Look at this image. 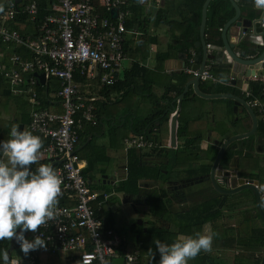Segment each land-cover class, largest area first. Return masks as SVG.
Segmentation results:
<instances>
[{
	"label": "built area",
	"instance_id": "1",
	"mask_svg": "<svg viewBox=\"0 0 264 264\" xmlns=\"http://www.w3.org/2000/svg\"><path fill=\"white\" fill-rule=\"evenodd\" d=\"M132 1L51 0L47 7L49 13L37 20V0H23L21 5L9 3L0 14V41L10 48L21 47L32 55L31 59H25L13 52L6 66L0 53V77L13 96L25 98L30 107L25 131L41 138L40 155L52 164L61 179L54 218L39 226L29 238L40 235L46 241L45 248L30 251L17 264H39L41 254L69 256L75 264H141L139 246L106 226L104 212L108 195L90 188L89 179L82 172L84 163L77 154L83 127L98 124L95 103L103 99L100 91L121 79L124 62L136 63L127 54L129 41L140 35L127 26L132 17ZM22 16L21 26L32 27L23 35L10 26ZM256 39L262 46L261 37L256 35ZM206 48L211 55L212 45L206 44ZM190 54L194 56L193 51ZM194 58L187 59L189 66L183 68L184 74L198 78L199 83H221L210 71L212 62L206 63L201 72L193 70ZM226 61H230L227 55ZM40 74H44V84L35 77ZM76 74L89 83L86 93L74 78ZM251 77L264 80V74L258 77L255 73ZM50 79L58 81V89L52 96L61 109L59 113L42 107L35 89ZM242 93L264 123V87L260 97H253L249 89H242ZM122 144L125 154L129 150L156 146L154 140L143 134L128 135ZM122 171L127 176L126 164ZM255 187L264 199V181ZM61 200L66 204H60Z\"/></svg>",
	"mask_w": 264,
	"mask_h": 264
},
{
	"label": "crops",
	"instance_id": "2",
	"mask_svg": "<svg viewBox=\"0 0 264 264\" xmlns=\"http://www.w3.org/2000/svg\"><path fill=\"white\" fill-rule=\"evenodd\" d=\"M223 1L225 2V0H223ZM227 1L229 2V0H227ZM11 2H14L17 5H21L23 3V0L0 1V14L7 7V5ZM234 2L240 8V17L242 19V23H244V25H247L248 21H250V20L256 21L255 22V30H256L257 34L261 33V31L264 27V20L261 19L262 17H264V9L256 8L254 6V0H234ZM194 4H195V0H193V1L192 0H142V1L133 0L130 3V10L132 9V7H135V8L139 7L140 12H135L137 15V21L135 22L134 27H130V28H133L134 30H136L138 33H140V35L137 37H133V39H131L129 41L128 52H127L129 58L134 59L136 62H140L141 66L145 67V69L148 72H150L149 74H147L148 75L147 79H148V82L150 81L149 84L151 85L150 86V89L152 90L151 92H154V95L156 97H160L164 93V90H165L164 87L167 85L168 80H171L172 83H176V81H177L176 79H179L182 76H184L186 78V81L182 85L183 89L180 93V94H182V93H184V94H183V97L181 100L179 116H178L177 122H176L177 123L176 136L178 135V127H179V123H180L179 119H181L180 116L183 114V112H184V115L186 114L185 116L188 117L187 120H184V121H188L187 129L189 128L190 120L198 121V124L200 121H205L206 124L202 125V126L205 125L203 130L201 128H198L199 131L197 133H193V132H191V130H187V133L190 136L193 134L202 135L201 138L199 139V141L195 144L186 145L185 139L176 137V139H177L176 140V146L173 150L174 151L178 150L179 154L180 153L187 154V157H183L184 159L186 158L187 160L185 159V161L182 162L181 160H183V158L179 159L178 157H174L169 161V163H171L172 166H174L173 164H175V162L178 166L181 165L182 166L181 167V169H182L181 173H183V174L187 173L190 176L194 175L196 172H195V168H190L191 165L189 163H190V161H193V159L197 160L199 158V155H200L199 153H201V152H199V150H202L205 153V156L202 159V163L205 165V167H207V168H205V167L204 168L208 169L211 165V162H214L215 157L218 153V149L215 146L216 142L219 141L217 144H220V141L223 142L233 135L245 133V131L248 128H251V126H252L251 122H249L248 125H246L245 123L240 124L237 120L240 121L241 119H243L244 117H242V115L244 113H242L239 108H237L235 111H233L232 110L234 107L233 101L229 102L228 99L221 98L223 103L227 107V108H225L226 113L222 114L223 117L219 116V117H221L220 122L224 125L226 124V128L221 127L222 124L216 123L215 115L211 114L213 112V109H214V106H213L214 99H204L202 97L197 96L193 92L191 85H189L187 87V90L185 91V87H186L187 83L192 78L188 75L185 76V74L182 72L183 68H185L187 66V54H186L185 50H183V51L180 50L178 48V46H176V45H178V38H179V35L181 32V29L184 28L185 22L190 18L193 19L191 17L192 14L189 10L192 7H194ZM229 4H230L233 12H232V15L228 18V20H226L225 24L228 21H230L235 14L234 8L232 7L230 2H229ZM202 6H203V4H202ZM208 6H209V4H208ZM208 6H207V8H208ZM153 8L155 9L154 12H152ZM144 11H148V14L144 15ZM230 11H231L230 8L225 9V13H227V14H229ZM132 15H133V13H132ZM163 20H166L169 24L164 22ZM200 20H201V15H200ZM192 22H193V20H192ZM17 23L21 25L20 22H17ZM216 23H217V21H216ZM224 25H223V27H224ZM199 26H200V23H199ZM223 27H221V30L218 28V33H220V35H221V31H222ZM190 34L194 36V34H195L194 30L191 29ZM197 34H198V38H199V27H198ZM227 34L230 36V40H231L230 42L236 44L237 43L238 28L235 27L234 24H231L228 27ZM244 36L247 40L252 41L253 45L251 43H249V44L243 43V42L237 43L234 50L242 58H245L246 56L253 54V53H250V54L246 53V56H242L241 53L243 51H245L248 47L256 46L255 43L257 41L256 36H252V32H251L250 28L245 30ZM257 36H259V35H257ZM143 38H146V39H143ZM149 38H150V41L148 40ZM143 40L145 43L143 42V44L140 45V42H142ZM261 40H262V38H261ZM211 45H213V44H211ZM262 45H263V40H262ZM213 46L214 47H221L222 41L219 45L214 44ZM257 46L260 49L262 47L259 44ZM6 48H7L6 50H8V52L9 51L11 52L12 48H10L8 46ZM191 51L192 50L190 48L188 50V53ZM0 53H2L4 55L3 62L6 66H8V62H7V60H5V58H6L5 54L3 52H0ZM162 53H164V56H165L164 61H161ZM10 54L11 53H9V55ZM211 55H215V60L208 61L207 63L212 62L211 65H215L216 67H219V68H217V72L219 73L217 75L220 76L219 80L221 81V83L214 84V85H211L209 83H205L206 86H208V87L211 86L210 90L212 91L210 93H205V94H223V93H225V94L235 95V96L242 98V96H243L242 89H249L251 84H255L257 82L261 83V84L264 83L263 79L255 80V79H252V77H247V76H243L242 74H240L239 73L240 72L239 70L241 68L240 66L237 67L236 65H233V66L227 65V69L221 68L222 65L224 63H226L225 52L223 53V52L215 51L213 49L211 52ZM195 58L198 59V63H201L202 58H201V48L200 47H199V53L195 56ZM132 66L133 65L130 61H126L125 64L123 65V74L125 72H127L128 70H130L132 68ZM242 71H243V69H242ZM255 73L258 75V77L259 76L261 77L264 74V70L261 69L260 67L259 68L257 67L255 70ZM123 74H122V77L120 80H122ZM159 75H162L164 77V79H159ZM229 78H233V80H231V83H235L236 84L235 87H232V86L228 87L227 83H228ZM226 81H227V83H226ZM57 84H58V81L56 79H50L45 83L46 87H49V89H50V93L49 94L46 93L45 97H44L45 99L46 98L48 99V103H49L47 110L53 111L55 109V107H57V106H55L56 101L53 100V96H52L55 93V91L58 89ZM201 85H203V84L199 83L198 87L199 86L200 87H206V86H201ZM142 86H140L141 89H142ZM136 87L137 88L133 94H139L142 96L141 92L138 91L139 84H137ZM200 87H199V90H201ZM80 89L82 92L86 93L90 89L89 83L86 81H83V80L80 81ZM214 90H216V91H214ZM187 93H188V95H186ZM202 93H204V92H202ZM194 95H196V96H194ZM115 96H116V93H110L107 96L103 94V99L100 101H97L96 103H99V105H100L101 103L103 104V102H106L104 104L106 106V104L112 103L116 100ZM178 96H177V98H178ZM144 97L146 100L148 99L147 95H144ZM177 98H176V100H177ZM215 99H219V98H215ZM204 100H206V104H204V102H203ZM147 101L149 103L147 109L151 113V112H153L152 111V103H150L149 100H147ZM223 103H222L221 107H224ZM161 105L166 107V108L168 106L165 102H162ZM96 106H97V104L95 105V107ZM176 106H177V104H176ZM96 110H97V107H96ZM104 111H105V108H104ZM204 114H206V115L203 116ZM1 115L2 116L5 115L4 118L7 117L6 118L7 121L5 122V125H6L5 127H4V125L0 124V140L6 141V140L10 139L9 133H10V130H11L13 125H16L18 127L21 126V130H25L27 128V125H28L29 119H30V107L28 106L24 97H16V96H13L11 94V96L5 100L0 99V117H1ZM235 118H237V120ZM135 121H136V117L134 115H125L124 117H120L118 120V122L120 123V127H122L124 130L130 129L132 123ZM258 121H261V120L258 119ZM181 122H182V120H181ZM106 123L108 125V122H106ZM155 127H157V124L153 128H155ZM236 127L239 131L237 133H233L232 135H229L230 129L236 128ZM257 127H258V125H257ZM157 128H158L157 132H154L150 129L146 130V128L144 129V132H147V131H148L147 133L150 132L152 139H155V141L157 143L162 144L163 148H165V146L168 148L169 126H168L167 122L160 124V127H157ZM207 130L210 133L208 138L205 137V132ZM109 131H111L113 135L110 134ZM97 132H98V135L94 136L95 140L97 138H99L100 136H104L105 133L107 132V134L105 135L109 141L107 143V145L98 144L97 142H96V144L104 147V151L106 152L109 160L112 161V163L117 164L118 177L116 178L115 176H111L110 174L107 173V171L105 169L102 170V171H104V172H102L101 169H103V166H97L94 169V174L93 175L91 174L92 176L88 177V179L90 182V188L93 191L104 190L103 192L107 193L106 188L108 187V185H110L112 187V189L115 190L117 185L123 179L124 174H123L122 169H123V166L125 164L127 165V159H128L127 155L128 154H125L123 152V144L121 145L120 148H116V146H115L116 141L115 140L118 137L115 135L114 126H111V128H110V126L108 125L107 129H105L104 124H103V125L99 126V130H97ZM255 133H257L256 135L261 137L262 143L260 144V146H264V134H263V132L256 128ZM130 134L131 133H129L128 135H130ZM128 135H126V137H128ZM158 135H159V137H158ZM91 137L92 136L88 137L84 144H86L91 139ZM193 137H194V135H193ZM81 148L82 147H78L77 148L78 151ZM173 150H171V152ZM162 151H167V153L170 154L169 153L170 150H168V149H165ZM162 151H160V152H162ZM135 152L138 154V151L135 150ZM144 152H145V154H143V155L146 156L151 151H144ZM156 153H157V151H156ZM3 156H4L3 154H0V161H2V162H3V159H2ZM82 162L84 163V166L86 168L87 167V161L82 160ZM41 164H43V160L40 162V165ZM45 164H51V163L46 161ZM40 165H37L35 162V165H34L32 171L34 172L36 170V168H38ZM144 168H146V167H144ZM260 168H261V166H259V171L256 170L253 173L254 176L255 175L258 176V179L264 178V174L262 173V171H260L261 170ZM176 173L180 174L179 172H176ZM162 175L167 176V178L165 180L161 179L162 183L164 181H166L167 179L172 178V177L169 178L171 174H169L168 170H166L165 174H162ZM104 178L112 179L113 182L103 184ZM175 179H177V178H175ZM253 179H257V178L253 177ZM164 185H165V183H163L161 186L165 187ZM202 185H203V187H200V188L204 189L206 191L207 189H205V187L207 186V184L204 183ZM150 187H152V185L148 181H146L145 179L141 180L139 183V188H141V189L144 188V189L149 190ZM199 196H204V194L203 193L193 194L191 192L190 194H186V198H184L182 200H178V202L167 203V205L170 206V208L172 209L171 211H174V212L179 211V209H177L178 206L183 207L181 209V211L175 212L177 214V217H179L180 214L187 215L188 213H191V210H192V207L194 206V204H197V202H202L203 199H201ZM123 199H125V198H123ZM109 200H108V202H109ZM125 201L126 202L123 204L129 206L127 204L128 200L125 199ZM142 203L143 204L141 207H142V209H144V211H146V212H144V215H146V214L149 215L151 207L147 204V198H145V200L142 201ZM109 206H111V205H109ZM108 211H110V209ZM128 211H130V209H128ZM169 212H170V210H169ZM130 213H131V211H130ZM170 213H172V212H170ZM166 223H167L166 227L168 228V230L174 233L175 228L173 226V223L169 222V221H166ZM205 226H207V224L203 225L201 232H203V228ZM118 231L121 233V235L125 236V232L122 229V227L119 226ZM220 251H221V248H219L218 252H220ZM203 252L208 253L211 256L214 255V252H210L209 250L203 251ZM22 255H23V257L21 259H23L25 257L24 253H22ZM218 255H221V252ZM9 257L11 259V253H10ZM53 258L54 257L48 258V256L46 254H42L40 259H39V264H43L42 262H47V264H49V263L50 264H62L61 258H57V257H55V259H53ZM190 260H192V259H189L188 261H190ZM217 260H219V259H217Z\"/></svg>",
	"mask_w": 264,
	"mask_h": 264
},
{
	"label": "trees",
	"instance_id": "3",
	"mask_svg": "<svg viewBox=\"0 0 264 264\" xmlns=\"http://www.w3.org/2000/svg\"><path fill=\"white\" fill-rule=\"evenodd\" d=\"M51 0H37V5H38V16L37 20H40L44 14H48L49 11L47 9L48 4ZM137 1H142V0H137ZM193 1V0H192ZM205 0H195L194 7H192L189 11L192 14L193 19H188L185 24L184 28L181 29L179 38H178V48L180 50H185L187 54V59L188 61L190 59H193L198 53H199V47H195V43L199 41L198 38V27L200 23V15H201V8L202 4ZM230 8L231 11L229 14L225 13V9ZM132 17L127 23L128 27H134L135 22L137 21V15L135 12H140L139 7H132ZM137 10V11H136ZM232 8L227 0L225 2L223 0H211L209 3V6L207 8V19H206V26H205V41L206 44H220L221 43V35L218 33V28L223 27L225 24L226 20L232 15ZM23 16L20 18H17L14 23H11L10 26L13 29H16L19 31L20 34H27L30 31V28L32 27H21L18 22H23L22 21ZM193 20V22H192ZM164 22L168 23L166 20H163ZM217 21V23H216ZM169 24V23H168ZM172 24V23H171ZM194 30L195 34L194 36L190 34V31ZM146 39V38H143ZM150 41V38L148 39ZM153 41V40H152ZM144 40L140 42V45L143 44ZM145 43V42H144ZM8 45L3 44L0 41V52H3L6 56L5 60H7V57L9 56V53H17L21 56H23L25 59H31L32 55L28 54L23 48L21 47H14L12 48L11 52L6 50ZM177 48V47H176ZM191 48L192 51H194V56L188 53V50ZM7 51V52H6ZM144 56V55H143ZM165 60L164 53H162V59L161 61ZM187 61V66H189V63ZM216 62V61H215ZM132 68L125 72L123 74L122 80L117 81L112 87H108L103 89L102 95H109L110 93H116L117 96L124 98L127 97L131 94H133L136 90L137 84L142 86V90L146 91L143 94L147 95L149 102L152 103V111L149 115L142 117L135 122L132 123L130 129L124 130L123 128L120 127V123L118 120L115 118V113L110 112L109 115H107V121L108 125L114 126V130H120L121 133L115 141V146L116 148H120L122 145L123 139L131 133L130 135H137V134H143L147 138H151V133L144 132V129H150L152 130L153 127L156 124H153V122H158L160 124L167 122L169 118V112L170 110H166L168 107L170 108L169 104L175 100L173 103V107H176L177 104V96L181 93L183 89V83L186 81V78L182 76L179 79H176V83H172L171 80H168L167 85L164 87V93L160 97H156L154 95V92H151L152 90L150 89V84L147 79V74L148 72L145 67L140 66V62H136L132 64ZM227 63H224L221 68H226L227 69ZM217 68L215 65H211V72L214 74L216 78L219 80V74L217 72ZM186 76V74H185ZM75 79H77L79 82L82 81V78L79 77L78 74L74 76ZM230 79V78H229ZM228 79V87L230 86H236L235 83H231V81ZM220 81V80H219ZM146 83V84H145ZM203 85L201 86H206L205 83H201ZM58 86V84H57ZM210 86V85H209ZM200 87V86H199ZM207 87V88H206ZM200 87V91L204 93H210L212 92L210 90V87ZM264 87V83H255L251 84L249 87V90L252 93L253 97H260L259 92L261 89ZM36 92L42 100V107L46 108L48 107V99L44 98L45 94L50 93L49 87L40 86L37 85L35 87ZM216 91V90H214ZM56 92V91H55ZM142 94V93H141ZM243 94V93H242ZM188 95V93L186 94ZM259 95V96H258ZM11 96V91L9 89V86L5 83V81L0 77V99L5 100ZM196 96V95H194ZM263 98H261L262 100ZM108 100V99H107ZM108 102V101H107ZM165 102L168 106L167 108L162 106L161 103ZM106 102H103L99 105L97 104V110L95 112L97 118H98V124L94 127L85 125L81 132L79 133V143L77 147H82L79 151H77V154L81 160H86L87 161V167L83 169V175L88 178L94 174V169L97 166H101L104 163H109V158L104 151V147L99 146L96 144V140L94 136L98 135L97 130H99V126L104 124L103 121V111L104 108L106 109V106L104 105ZM117 103V99L112 102ZM55 109L49 110L51 112H61V109L57 103H55ZM101 107V108H100ZM104 107V108H103ZM125 115V114H124ZM128 115H133L131 111L128 113ZM258 130H261L264 134V123L261 121H258ZM187 126H188V121L182 120V122L179 123L178 127V137L185 139L186 145H191L197 143L198 137H193V135H189L187 133ZM160 127V126H159ZM144 132V133H143ZM91 137V139L86 143V139L88 137ZM198 140V141H197ZM243 141V140H242ZM236 142H233L232 144L234 145ZM84 144V145H83ZM230 151V150H229ZM227 152V155L229 158L231 152ZM127 176H125L121 182L117 185L115 188V192L117 194H136L139 191V183L141 180L144 179H162L165 180L167 176H163L161 171L159 169H148L144 168L138 165V160H137V153L134 150H129L127 153ZM226 155V156H227ZM46 161L43 160V164H45ZM207 168V167H205ZM104 169H101V171ZM204 171H208L207 169H204ZM104 172V171H102ZM92 174V175H91ZM252 177L258 178L257 175H253ZM164 194V192H163ZM216 192L213 191L212 194L208 195L209 198L208 200L204 201L202 200L201 205L199 204H194L192 207L191 213H188L187 215H182L180 214L178 218H181L184 220L185 226L184 228H181L177 231V233H173L169 230H167L164 227H150L146 230V232H143L141 234V238L139 240V253H140V262L141 264H158L159 260V254L155 250V244L154 241L159 239L161 242L166 243V244H171L175 241L176 238H178V234H183V235H195L196 233H201L202 227L205 224L211 225V227L214 230L215 235L213 236V239L215 241H220V248H221V254L225 252H233L237 249L239 252H246V255H239L237 257L234 256L233 262L231 264H260L261 262V257H256V254L260 253L263 251V245H264V223L262 219L260 218L257 207H256V200L255 196L253 193H251V196L253 197L252 203L255 205V210H256V218L253 219V217H244L243 218V227L244 229L236 230V228H224V231L222 234L219 232H216L217 228V223L219 226V220L223 218V214H221V211L218 206V197L216 198ZM163 195L158 196L156 198H147V204L151 207L150 209V214L156 217L158 220L160 219H165L162 217L164 213L169 211L167 208V203L163 202ZM60 204H66L63 200L59 201ZM155 204H159L161 206H155ZM234 205V204H233ZM155 206V207H154ZM262 206L264 209V199H262ZM237 207V206H236ZM235 206L233 207L232 210L236 208ZM105 219H106V226L109 227L110 229H113L117 234L121 235V233L118 231V223L114 220L113 213L111 211L106 210L105 212ZM181 216V217H180ZM256 219L260 220L262 222L261 226H258L256 223ZM168 221L167 219H165ZM251 222L250 224H248ZM247 224V225H246ZM141 229V227H138ZM180 228V227H179ZM141 232V231H140ZM32 232H25V238L29 239L32 236ZM124 236V235H122ZM9 246L8 241H0V248H3L4 250L7 251ZM151 249V252L149 251ZM153 253V255H152ZM42 255V254H41ZM39 256V259L41 257ZM48 258L55 259L61 258L62 264H75L74 259H70L69 256L65 255H50L46 254ZM219 257V255H218ZM38 259V261H39ZM217 258L214 255H209L208 253H205L203 251L199 252L196 257L192 258V260L188 261V264H218L217 263Z\"/></svg>",
	"mask_w": 264,
	"mask_h": 264
},
{
	"label": "clouds",
	"instance_id": "4",
	"mask_svg": "<svg viewBox=\"0 0 264 264\" xmlns=\"http://www.w3.org/2000/svg\"><path fill=\"white\" fill-rule=\"evenodd\" d=\"M254 6L264 9V0H254ZM9 136L6 141L0 140V154L7 157V163L0 161V241L14 240L27 255L46 246L40 235L29 240L25 232L35 233L39 226L54 218L61 179L51 164H41L34 172L30 169L40 155L39 136L18 131L16 125L12 126ZM214 235L208 226L206 234L181 235L171 244L155 240L158 264H188L199 252L210 250ZM8 261V252L0 248V264Z\"/></svg>",
	"mask_w": 264,
	"mask_h": 264
},
{
	"label": "flooded vegetation",
	"instance_id": "5",
	"mask_svg": "<svg viewBox=\"0 0 264 264\" xmlns=\"http://www.w3.org/2000/svg\"><path fill=\"white\" fill-rule=\"evenodd\" d=\"M233 87H235V86H233ZM242 99H244L246 101V103L248 104L247 99H245L244 96H242ZM239 109H240V111L242 113H244L242 115V117H244V118L241 119L240 121L237 120V118H235V119L240 124L245 123L246 125H248L249 122H251V117H250L249 113L247 111H245L242 106H240ZM166 110H170V108L168 107ZM175 110L176 109H174V111ZM174 111L170 110L169 118L167 120V124L169 126V144H168V148L166 146H165V148H163L162 144L157 143L155 141V139L150 138V139L155 141L156 146L154 148H152V149L145 150V151H151L146 156L143 155V154H145L144 150L138 151L137 160H138V165L139 166H141V167L143 166V167H146L148 169H153V170L154 169H159L161 171L160 174H165V172H163L164 170L161 169V168H158V167L160 165H164V164L167 165L172 158L177 157L179 155V151L177 150L174 153V157H173L172 156L173 154H171V150H173L175 147H171L170 146V117L172 116V113H175ZM254 113H255V111H254ZM255 115H256V113H255ZM256 117H257V115H256ZM257 120H258V118H257ZM153 124H157V127L160 126L159 121L158 122L157 121L153 122ZM157 127L153 128L152 131L157 132L158 131ZM250 129L251 128H248L245 131V133L248 132ZM256 134L257 133H253V135L243 139V141L242 140H239L238 142L235 141L236 143L234 145L230 144L225 149L226 151L223 153V156H222L219 164L216 167L215 175H214L215 182H216L217 186L220 189H222L224 191L234 189L235 188L234 185H237V179L238 178L246 179V180L253 179L252 175H254V174L249 173L250 172L249 171V167L251 165H250V162L248 161V159L253 156L254 150L256 148H258L260 146V144L262 143L261 142V137H259ZM209 135H210V133L207 130L205 132V137L208 138ZM158 137H159V135H158ZM176 137L180 138V137H178V135ZM221 142L222 141H220V144H217V146H216V148L218 150L221 147ZM165 149L170 150L169 151L170 154H168L167 151H162V150H165ZM156 151H157V153H156ZM160 151H162V152H160ZM228 151L231 152V154H232V155L229 156V158H227L228 157V155H227ZM199 152H201V153H199L200 154L199 158L197 160H195V161L197 162L196 164H198V165H200L202 167L201 172L198 173L196 168H195V172L196 173L194 175H192V176L188 175L187 173H184L183 177H182L181 174H178V173L171 174L169 178H171V177L172 178L171 179H167L166 181L163 182V183H165L164 189H160V187H162L161 185L163 184L161 179H156V178L147 179L146 178L145 180L148 181L152 185V187H150L149 190L148 189H144V188H142V189L139 188V191L136 194H125L124 195V198L128 200L127 204L129 205L128 207H129V209L131 211L130 214L132 216H134V218H133V220L131 222L129 221L128 218L126 219L124 215H122V214L119 215L117 213H114L111 210L112 206H108V203H109L108 200L110 199V197L111 196H114V197L117 196L115 190H113L110 194L102 192V194L108 195L107 201H106V204H105L106 210L110 209V211L113 213L115 221L124 230L125 237L127 238L128 235H130L132 237V241L129 240L132 245L139 246V244H140L139 240L141 238V234L143 232H146V230L148 228H150V227H153V226L162 227V226L158 225L159 223L163 222V224H164L163 227L168 230V228L165 226L167 223H166V221L164 219L158 220L156 217H154L150 213L147 216L151 217V219H150L151 222H149L148 220L143 221L140 218V217H146V215H144V212H146V211H144V209H142V207H141L142 204H143L142 201H144L145 198H147L149 196L151 198H156L158 196H162L163 195V198L166 199L168 201V203L178 202V200H182V199L186 198V192H184L185 188L189 187L192 184L197 185L198 183L205 182V184H207L205 189H207V190L205 191L204 189H200V190H202V193L204 195H209V194L211 195L213 191L216 192L217 195L215 197L216 198L218 197V206H219V209L221 211V214L225 213L227 215L228 214L232 215L235 211L236 212L239 211L238 207H236L237 204L235 203V202L238 203V201H234V199H232V200H230V199L233 198L234 195H238V194H240L242 192H245L247 194L248 197L246 198V200L247 199L250 200V202L243 203L244 205L246 204V207L243 210H246V211L247 210H251V211H249L250 214H252L251 212H255L256 213L255 205L252 203L253 197L251 196V193H253V192L250 189L246 188V189H243L240 192H237V193H234V194H230V195L220 193V192H218V191H216L214 189V187L212 186V183L210 182V178H209V173L211 171L213 162H211L210 167L207 169L208 171H204L205 165L202 163V159L204 158L205 153L202 150H199ZM194 177H196V178H194ZM175 178H177V179H175ZM195 180H196L197 183H195ZM253 180H255V179H253ZM256 180L258 182H263L264 178H262V179H258L257 178ZM111 182H113L112 179H108V178H104L103 179V184L111 183ZM157 188H159V191L162 192L161 194H158V191L155 192V190ZM163 192H164V194H163ZM121 196H122V194H121ZM234 206L236 208L234 210H232ZM167 208L171 209L170 206H168V205H167ZM182 208H183L182 206H178L177 209H179V211H181ZM171 210H170V212H172V213L179 212V211H175L174 212V211H171ZM127 212L128 211H126V213ZM231 215H228V216H231ZM249 216L251 217V215H248L247 217H249ZM253 218H256V216L253 217ZM139 219L142 220V222H143L142 225H137L136 222ZM152 222H154V223H152ZM145 224H147V225H145ZM137 227H141V229H139Z\"/></svg>",
	"mask_w": 264,
	"mask_h": 264
},
{
	"label": "rangeland",
	"instance_id": "6",
	"mask_svg": "<svg viewBox=\"0 0 264 264\" xmlns=\"http://www.w3.org/2000/svg\"><path fill=\"white\" fill-rule=\"evenodd\" d=\"M0 1H4V0H0ZM154 10L155 9L153 8L152 12H154ZM145 14L147 15L148 14V11H144V15ZM124 64H125V62L123 63V65ZM159 79H164V77L162 75H159ZM138 91H140L142 93V96L139 95V94H131V95L127 96V97L121 98V97H119V96L116 95L115 96V98L117 99V103L116 104L115 103H113V104L112 103L106 104V109H105V111H103V114H102L103 115L102 117H103L104 128L105 129H107V127H108L106 121L108 119L107 118V115H109L110 112H113V113L116 114L115 115V118L117 120H119L120 117H124L125 115H128V113L130 111L136 117V120H138V119H140L142 117H145V116L149 115L150 111L147 109L149 103L145 99L144 94H143L146 91H143L141 89L140 85L138 87ZM203 102H204V104H206V100H204ZM222 103H223V101H222L221 98L214 99V102H213L214 109H213V112L211 113V114L215 115V117H216V119H215L216 123H220V124H222V123L220 122L221 117H219V116H222V114H225L226 113L225 108H227L224 103H223V106L224 107H221L222 106ZM185 115H184V112H183V114L180 116L181 119H179V122H181V120H187L188 119V117L185 116ZM205 115L206 114H204L203 116H205ZM4 116L1 115V117H0V124L4 125V127H5L6 126L5 125V122L7 121V119H6L7 117L4 118ZM203 124H206V122L205 121H200L199 124H198V121L190 120L189 128L187 130H191V132L197 133L199 131L198 128H201L202 130L204 129V126L205 125L202 126ZM221 127H225L226 128V124L225 125L222 124ZM238 131L239 130L237 129V127L236 128H232L229 131V135H232L233 133H237ZM107 132L105 133V135L107 134ZM109 133L112 134L111 131H109ZM120 133H121L120 130H116L115 131V134L117 136H119ZM105 135L104 136H100L99 138H97L96 139V142L98 144L107 145V143L109 141H108V138ZM193 135H194V137H198V140L202 136V135H195V134H193ZM175 152L176 151H174V150L171 152V154H173L172 155L173 157H174V153ZM177 157L179 159H182L183 157H187V154L180 153ZM2 159H3V162L4 163H7V157H6V155H4L2 157ZM185 159L183 158V160H181V161L184 162ZM42 160H43L42 156L39 155V157H38V159L36 161V164L37 165H40V162ZM248 161L250 162V165H251V167H249V171H250L249 173L253 174L254 171H256V170L259 171V166H261V168H260L261 170L260 171H262V173L264 174V146H259L258 148H256L254 150L253 156L250 157L248 159ZM196 163L197 162L194 159H193V161H190V163H189L191 165L190 168H196L197 172L199 173V172H201L202 167L200 165L196 164ZM173 165L174 166H172L171 163H169L167 165L166 164L160 165L158 168L163 169L164 170L163 172H166V170H168L169 174H174L176 172H179L182 175V177H183L184 174L181 173L182 172V169H181L182 166L181 165L178 166L176 164V162ZM101 166H103V169H105L107 171V173L110 174L111 176H115L116 178L118 177V168H117V164L116 163H112V161H110L109 163H104ZM194 178H196V177H194ZM195 183H196V180H195ZM203 183H205V182H203ZM203 183H198L197 185L192 184L189 187H186L184 192H186V194H190L191 192L193 194L202 193V190H200L201 189L200 187H203V185H202ZM106 189H107L106 190L107 193H111L113 191V189H112V187L110 185H108V187ZM160 189H164V187L162 186V187H160ZM103 191L104 190H100V191L97 190V192H99L100 194H102ZM157 191H158V194H161L162 193V192L159 191V188H157L155 190V192H157ZM120 195L121 194H117V196H115V197L114 196H111V198L109 200V203H108V206L111 205L113 207L111 210L114 213H117L119 215H121V214L124 215L125 218L126 219L128 218L129 221L131 222L133 220L134 216H132L130 214V211H128L129 207L127 205H124L123 204V196H120ZM149 197H147V198H149ZM199 197L201 199H203L204 201L208 200V198H209L208 195L199 196ZM247 197H248L247 194L245 192H242V193H240L238 195H234L233 198L230 199V200L234 199V201H238V203L237 202H235V203L237 204L236 206L238 207L239 211L238 212L235 211L232 215L231 214H228V215H231L232 217L231 216H228L227 214L224 213L223 214V218L221 220H219V226H218V223H217V228L215 229L216 232H218V233L220 232L222 234V232L224 231V228H229V227H234V228H236V230H238V229L242 230V229H244V227L242 225L243 218L244 217H247L248 215H251L252 217H255V214H256L255 212H251L252 214H250L249 211H251V210H247V211L246 210H243L246 207V204L244 205L243 203L250 202V200H248V199L246 200ZM162 201L165 202V203L168 202L164 198L162 199ZM201 203L202 202H197V204H199V205H201ZM155 206H161V205L155 204ZM169 210H171V209H169ZM126 211H128V212L126 213ZM162 217L165 218V219H167L169 222H172L173 223V226L175 228L174 229L175 230L174 233H177V231L179 229L184 228V226H185L184 220L181 219V218H178L176 213H170L169 211H167L166 213H164L162 215ZM140 218L143 221L148 220L149 222H151L150 221L151 217L147 216V214H146V217H140ZM253 219H255V218H253ZM152 223H154V222H152ZM250 223L251 222H249L248 224H250ZM256 223H257L258 226H261V224H262V222L259 219L258 220L256 219ZM145 225H147V224H145ZM158 225L163 227L164 224L162 222V223H159ZM208 226H210V228H211V225L207 224V226H205L203 228V232H201L202 234H206V232L208 231ZM211 230L214 232L213 228H211ZM181 235H183V234H178V236H181ZM127 239L130 240V241H132V237L130 235L127 236ZM219 248H220V241H215L213 239L212 240V244H211V248H210L209 251L210 252H214V255L216 256V258L219 259V260H217V263L218 264H231L233 262L234 256L237 257L239 255H241V256L242 255H246L245 254L246 252H244V251L243 252H239V251H237L239 249H237V250L234 251V253L228 251V252H225V253L219 255V257H218V254L220 253V252H218ZM261 253L262 252L256 254V257L257 256L260 257L261 256ZM22 257H23L22 252L18 248V249H16V250H14V251L11 252V259L8 261V264H17V262ZM42 263L43 264H47V262H42Z\"/></svg>",
	"mask_w": 264,
	"mask_h": 264
},
{
	"label": "water",
	"instance_id": "7",
	"mask_svg": "<svg viewBox=\"0 0 264 264\" xmlns=\"http://www.w3.org/2000/svg\"><path fill=\"white\" fill-rule=\"evenodd\" d=\"M211 0H205V2L203 3L202 9H201V20H200V26H199V41L195 43L196 47H200L201 48V63H198V59L194 58L195 63L192 65V69L193 70H198L199 72L202 71L204 65L207 63V61L209 60H215V55H209L207 52V48H206V41H205V36H204V32H205V26H206V19H207V6L209 4ZM229 2L231 3L232 7L234 8L235 14L232 17V19L230 21H228L224 27L222 28L221 31V41H222V46L221 47H214L212 45V50L214 49L215 51H219V52H225V54L230 58V61H226V63L230 66L236 65L237 67L240 66V74H242L243 76H247V77H251L255 74V70L256 68L260 67L261 69L264 70V27L261 31V33L257 34L256 30H255V22L256 21H248L247 25H244V23H242V19L240 17V8L238 7V5L234 2V0H229ZM112 17L115 18L116 17V10L113 9L112 10ZM234 24L235 27L238 28V35H237V43L238 42H243V43H252V41H249L245 38L244 34H245V30L247 29H251L252 32V36H256V35H260L262 40H263V46L260 48H258V42L256 41L254 47H248L245 51H243L241 54L242 56H246V53H253L251 55L246 56L245 58H242L238 55L237 52H235V46L237 45L234 43H231L230 41V36L227 34V29L228 27ZM236 67V68H237ZM243 69V71H242ZM233 73V72H232ZM35 77L39 80V82L41 84H44L45 82V77L44 74H40V75H35ZM199 81L198 78H193L191 79L186 87H185V91L187 90V87L189 85H191L193 92L199 96L202 97L204 99H215V98H224V99H228V101H233L234 107H233V111H235L237 108H239L240 106H242L244 108L245 111H247L251 117V129L246 132V133H241V134H237V135H233L231 137H229L228 139H226L225 141H223L221 143V147L218 150V153L215 157V160L213 162L211 171L209 173V178H210V182L212 183V186L214 187V189L220 193L223 194H234L237 192L242 191L243 189H250L254 196H255V200H256V207H257V211L258 214L260 216V218L262 219L263 223H264V209L262 207V197L261 194L259 192V190L255 187V185L258 183L257 180H246V179H241L238 178L237 179V185H235L234 189L231 190H227L224 191L222 189H220L216 182H215V170L217 165L219 164L223 153L226 151L225 149L227 148V146H229L232 142L234 141H239L242 139H245L251 135H253V133H255V130L257 128V124H258V120L257 117L253 111V109L246 103V101L238 96L235 95H230V94H205L202 93L199 90L198 87ZM183 94H180L177 98V106L176 108L173 107V103L175 102V100H173L170 103V110L174 111V109H176L174 112V114L170 117V146L171 147H175L176 146V129H177V118L179 116V111H180V104H181V100L183 97ZM21 130V126L18 127V131ZM217 143H215V146H217ZM78 151V149H77ZM35 163L30 165V169L33 170ZM234 174V173H233ZM197 183V182H196ZM123 194V198H124ZM125 199H123V203H125ZM137 225H142V220L139 219L137 220ZM19 248V245L12 239L9 240V246L7 249L8 252V256L10 255V253ZM10 259V257H9ZM260 264H264V245H263V251H262V257H261V262Z\"/></svg>",
	"mask_w": 264,
	"mask_h": 264
}]
</instances>
